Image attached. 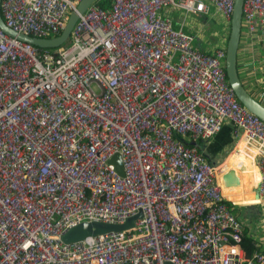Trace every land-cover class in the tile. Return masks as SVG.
Masks as SVG:
<instances>
[{"label": "built area", "instance_id": "obj_1", "mask_svg": "<svg viewBox=\"0 0 264 264\" xmlns=\"http://www.w3.org/2000/svg\"><path fill=\"white\" fill-rule=\"evenodd\" d=\"M80 1L1 0L0 14L15 33L53 39ZM233 6L93 4L57 50L0 30V264H264V245L253 242L249 257L241 246L222 165L198 149L231 123L233 153L251 152L264 204V123L229 87L226 48L195 49V37L162 15L214 7L229 25ZM260 25L264 0H244L242 30ZM139 213L130 229L61 240L82 223L123 225Z\"/></svg>", "mask_w": 264, "mask_h": 264}, {"label": "crops", "instance_id": "obj_2", "mask_svg": "<svg viewBox=\"0 0 264 264\" xmlns=\"http://www.w3.org/2000/svg\"><path fill=\"white\" fill-rule=\"evenodd\" d=\"M181 14L177 11L162 12L163 16H170L174 23L179 22V27L194 37L205 28L221 26L222 36L205 51L211 52L216 47L226 48L230 24L223 23L214 7L210 8L208 15L189 13L181 16ZM237 71L240 81L249 94L261 104L264 103V25L258 26L251 35L244 30L241 31ZM236 141L232 124L225 122L222 130L204 143L208 155L206 158L215 166L222 165V175L227 171H234L239 181L237 186L224 187L221 181L222 175L219 178L223 197L234 203V214L241 219L245 235L255 244L262 246L264 245V204H260L256 198L257 178L251 158L249 160V157L243 153H233Z\"/></svg>", "mask_w": 264, "mask_h": 264}, {"label": "water", "instance_id": "obj_3", "mask_svg": "<svg viewBox=\"0 0 264 264\" xmlns=\"http://www.w3.org/2000/svg\"><path fill=\"white\" fill-rule=\"evenodd\" d=\"M97 0H81L75 11H72L68 17V21L58 37L53 39H38L28 37L22 34L15 33L7 28L0 14V30L9 37L15 38L18 41L29 43L39 49H56L63 46L69 39L71 31L77 22L79 16L83 15L86 10L95 4ZM244 0H234L233 12L230 21V31L225 50L224 70L227 78V83L233 91L237 101L251 114L259 118L264 123V106L257 101L245 89L240 81L237 71V53L240 43L242 31V12ZM1 4V0H0ZM198 149L206 157L204 143L198 145ZM110 163L114 165L119 175L123 176V168L119 156L115 155ZM222 183L224 187H234L239 184L233 170L227 171L222 176ZM141 218V213L129 218L123 225H110L104 223H82L76 227L69 229L62 237L61 240L65 244L75 243L84 240L88 237H95L102 234L111 232H119L133 227L134 221ZM169 264V263H165Z\"/></svg>", "mask_w": 264, "mask_h": 264}, {"label": "rangeland", "instance_id": "obj_4", "mask_svg": "<svg viewBox=\"0 0 264 264\" xmlns=\"http://www.w3.org/2000/svg\"><path fill=\"white\" fill-rule=\"evenodd\" d=\"M177 13H182V12H177ZM183 14L184 13H182L181 16H184ZM174 26L179 27L180 26L179 22L176 21V23H174ZM221 36H222L221 26H217L215 28H205L199 35L198 34L195 35V41H194L193 46L195 49L205 51L207 48H209L210 46H212L216 42H218V40ZM68 42H69V39L63 46H61L59 48L66 47ZM57 49L58 48L53 49V50H57ZM243 206H246V205H243ZM241 211H243V210L241 209Z\"/></svg>", "mask_w": 264, "mask_h": 264}, {"label": "trees", "instance_id": "obj_5", "mask_svg": "<svg viewBox=\"0 0 264 264\" xmlns=\"http://www.w3.org/2000/svg\"><path fill=\"white\" fill-rule=\"evenodd\" d=\"M95 5H98L102 8H108L110 5V0H97ZM228 205L231 207V203H228ZM241 246L247 257H249L254 252L253 241L251 238L247 237L246 235L242 239Z\"/></svg>", "mask_w": 264, "mask_h": 264}, {"label": "bare ground", "instance_id": "obj_6", "mask_svg": "<svg viewBox=\"0 0 264 264\" xmlns=\"http://www.w3.org/2000/svg\"><path fill=\"white\" fill-rule=\"evenodd\" d=\"M249 157H251V152L249 151ZM249 160H250V158H249ZM253 166H254V170H255V174H256V178H257V181H258V172H257V169H256V167H255V165L253 164ZM256 184H257V182H256ZM221 192H222V190H221ZM222 195H223V193H222Z\"/></svg>", "mask_w": 264, "mask_h": 264}]
</instances>
